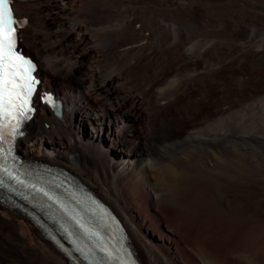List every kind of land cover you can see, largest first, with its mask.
<instances>
[{"label": "bare ground", "instance_id": "obj_1", "mask_svg": "<svg viewBox=\"0 0 264 264\" xmlns=\"http://www.w3.org/2000/svg\"><path fill=\"white\" fill-rule=\"evenodd\" d=\"M257 2L11 0L18 47L37 61L41 78L18 150L68 168L108 203L142 264H264V206L251 200L254 187L264 188L263 177L251 178L264 127L244 124L253 103L225 116L264 88V70L248 73L254 42L214 37L217 24L207 17ZM193 13L205 18L203 33L174 26L154 42L150 20ZM141 50L160 71L137 83L144 66L119 65L123 52ZM48 91L63 100L61 117L42 102ZM251 231L262 238L256 248ZM0 264L70 263L0 205Z\"/></svg>", "mask_w": 264, "mask_h": 264}, {"label": "rangeland", "instance_id": "obj_2", "mask_svg": "<svg viewBox=\"0 0 264 264\" xmlns=\"http://www.w3.org/2000/svg\"><path fill=\"white\" fill-rule=\"evenodd\" d=\"M264 0H258V2H257V6L258 7H260V8H257V9H255V8H243V7H240V8H233V9H229V13L227 14V13H225V11H224V9H216V12H219V13H216L215 11H214V14H213V12H212V14H210V15H207V17L209 18V19H211V20H214L213 22V25H216L215 27H214V29H215V33H214V37H216L217 36V38L218 39H226L228 42H254V43H252V45H253V48L254 49H258V50H256L258 53H256L255 52V56L253 57V59L251 60V62H250V65H249V67H248V73L251 75L253 72H254V70L255 69H257L258 67V69L259 70H261V69H263L264 70V44H262V43H264ZM262 8V9H261ZM240 9V10H239ZM243 9V10H242ZM262 10V11H261ZM241 11V12H240ZM125 12V13H124ZM124 12H123V14H124V17H126L127 18V16L126 15H128V11H126V10H124ZM230 13L233 15H231L230 16ZM245 13V14H244ZM218 14H220V15H222V16H218ZM224 14H225V16H224ZM243 14V17H245V18H243L241 15ZM197 15H198V17H197ZM216 15V16H215ZM246 15V16H245ZM194 18H193V17ZM203 16L201 15H199V13H193L192 15H190V17L189 16H186V17H184L182 20H178V19H176L175 21H174V19L173 20H164V19H162L163 21H162V25H158L157 24V20H150V27H151V30H152V34H151V36H152V38H154V42H156L157 43V41L159 42L160 41V36L161 37H163V33H165V34H167V35H169L170 34V32H172V27H174V26H177V27H179V28H181V29H187V30H189V31H193V32H197V33H203L205 30H204V23H206V20H205V18L203 17ZM211 17V18H210ZM243 18V21H242V18ZM198 18V19H197ZM225 18V19H224ZM237 18H238V20H237ZM190 19V20H189ZM196 20V21H199V22H196V21H193V20ZM201 19H203V20H201ZM228 19H230L229 20V22L231 23V22H233V23H229V22H226L225 20H228ZM241 21H240V20ZM246 19H247V21H246ZM236 20H237V22H236ZM183 21V22H182ZM194 22V23H192V22ZM223 21V22H222ZM246 21V22H245ZM175 22V23H174ZM178 22V23H177ZM180 22V23H179ZM202 22V23H201ZM156 23V24H155ZM182 23V24H181ZM192 23V24H191ZM196 23H198V24H196ZM173 24V25H172ZM178 24H180V25H178ZM237 24V25H236ZM139 24H137V26H138ZM170 25H171V27H170ZM222 25V26H221ZM234 25V26H233ZM240 25V26H239ZM160 26V27H159ZM165 26V27H164ZM168 26V27H167ZM184 26V27H183ZM202 28H201V27ZM219 26V27H218ZM239 26V27H238ZM246 26V27H245ZM197 27H199V28H197ZM232 27V28H231ZM221 28V29H220ZM236 28V29H235ZM160 29H162V30H160ZM196 29V30H195ZM198 29V30H197ZM227 29V30H226ZM240 29V30H239ZM217 30V31H216ZM226 30V31H225ZM231 30V31H230ZM234 30H236V31H234ZM157 31V32H156ZM164 31V32H163ZM259 31V32H258ZM163 32V33H162ZM218 32V34L216 35V33ZM160 34V35H159ZM221 34V35H220ZM227 34V35H226ZM219 35V36H218ZM244 35V36H243ZM125 36V35H124ZM126 36H127V34H126ZM125 36V37H126ZM157 36V37H156ZM248 37L247 39H246V37ZM156 38V39H155ZM241 38H243V39H241ZM241 39V40H240ZM259 40V41H258ZM261 40V41H260ZM140 54V55H139ZM138 55V56H137ZM143 55V56H142ZM145 54H144V51H140L139 53H137L136 55H135V57L134 56H129V55H126V53L125 52H123V55H122V57H121V60H120V64L121 65H119L121 68H123L124 67V69H125V67L127 66V67H129V66H131V65H135V63L137 64V65H141V66H144V72H142L140 75H138V76H135V82H137V83H140L142 80L144 81H146V78H147V80L150 78V77H152L153 75H154V73H155V71L156 72H159L160 71V69H156L157 67L156 66H154L155 64H158L159 63V61H157L156 60V58L155 57H152V58H148L147 59V56H144ZM127 56H129V57H127ZM127 58V59H126ZM136 58V59H135ZM138 59V60H137ZM261 59V60H260ZM263 59V60H262ZM135 60H137V61H135ZM147 60V61H146ZM152 60V61H151ZM154 60V61H153ZM254 60H256V61H254ZM260 60V65L258 64V61ZM125 61V62H124ZM129 61H130V64H129ZM149 61H150V63H149ZM127 62V63H126ZM141 62V63H140ZM144 62V63H143ZM154 62V63H153ZM158 62V63H157ZM254 62V63H253ZM132 63V64H131ZM152 63V64H151ZM263 64V65H262ZM149 66H150V68H149ZM153 66V67H152ZM126 67V68H127ZM257 67V68H256ZM153 68V69H152ZM156 69V70H155ZM153 71V72H152ZM153 74V75H152ZM240 78H237V82L238 83H242V82H244V80H246V78H244V77H241V76H239ZM140 78V79H139ZM143 78V79H142ZM141 80V81H140ZM261 93V94H260ZM256 97V98H255ZM258 97L260 98V100L261 101H263L264 100V88L260 91V92H258V93H256L253 97H250V100L249 101H247V99H249V98H247L245 101H243V103H242V101H241V103H239V105H236V106H234V107H232V109L230 110V111H228L226 114H225V116H227V115H230L231 113H233V112H238L239 110L241 111L242 109H243V107H244V105L245 104H250V103H253L252 105H253V107H252V110L251 111H253V112H251V114H250V112L249 111H247V110H245V116L246 117H244V124L247 126V127H249V128H252V129H257V128H261V126L262 127H264V108H261L260 106H259V104H258V102H259V99H258ZM254 98V99H253ZM170 99V101H172L171 100V98H169ZM251 99H253V102H252V100ZM257 101V102H256ZM243 111V110H242ZM253 114V115H252ZM248 117V118H247ZM250 117H253V121H251L249 118ZM252 119V118H251ZM262 121V122H261ZM258 124V125H257ZM222 127H224V126H222ZM255 127V128H254ZM130 148V147H129ZM126 153V152H125ZM128 154H131V153H129L128 152ZM252 155V161H251V165H253V166H251L252 168V173H254V174H252L251 173V178L252 179H256V177H258V178H262L263 177V179H264V151H262V150H260V148H258V151L256 152H254V154H251ZM263 168V169H262ZM255 169H257V171L255 170ZM259 171H260V173H259ZM258 173V174H257ZM254 191H253V195H252V197H251V200L252 201H254V202H258V201H261L262 202V205L264 206V188H259V187H254ZM262 242V238L259 236V234H256L255 233V231H251V233H250V235L248 236V245L251 247V248H256L257 246H259V244Z\"/></svg>", "mask_w": 264, "mask_h": 264}, {"label": "snow or ice", "instance_id": "obj_3", "mask_svg": "<svg viewBox=\"0 0 264 264\" xmlns=\"http://www.w3.org/2000/svg\"><path fill=\"white\" fill-rule=\"evenodd\" d=\"M20 23L14 16L8 0H0V45L5 49V55L11 50L14 37L15 26ZM20 59V57H16Z\"/></svg>", "mask_w": 264, "mask_h": 264}]
</instances>
